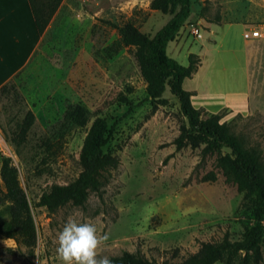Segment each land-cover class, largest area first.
<instances>
[{
	"label": "rangeland",
	"instance_id": "1",
	"mask_svg": "<svg viewBox=\"0 0 264 264\" xmlns=\"http://www.w3.org/2000/svg\"><path fill=\"white\" fill-rule=\"evenodd\" d=\"M151 1L63 0L34 65L13 82L16 95L10 92L0 97V126L8 137L27 111L36 118L15 163L30 203L52 185H66L78 176L83 140L95 118L105 119L112 128L113 138L105 151L120 161L109 182L99 193L90 194L83 207L68 205L51 215L43 208L34 210V256L5 237L9 216L0 207V264H62L56 252L57 237L69 216L95 223L108 236L103 255L110 258L139 250L158 263L179 262L197 252L202 242L225 237L241 241L246 226L254 225L253 204L225 182L215 167V157L202 159L200 150L176 151L172 145L180 125L186 123L176 98L166 91L163 97L168 104L154 109L134 50L104 52L118 39L113 24L132 21L152 37L167 23L172 15L150 10ZM190 10L167 53L185 67L189 55L195 56L197 72L184 81L183 88L196 91L195 104L207 107L213 89L227 100L244 90L243 53L250 41L243 37L242 24L264 22V0H191ZM192 28L199 29L198 36L192 35ZM121 96L130 106L120 102ZM70 105L87 110L86 127L64 124ZM224 117L221 122L231 123L234 133L259 146L264 157V115L235 116L229 121ZM60 136L58 156L36 169L39 140ZM209 173L215 175L214 181L204 180ZM174 249L179 255L172 259ZM261 253L259 264H264V245ZM243 256L239 254L235 264ZM249 264H255L252 255Z\"/></svg>",
	"mask_w": 264,
	"mask_h": 264
},
{
	"label": "trees",
	"instance_id": "2",
	"mask_svg": "<svg viewBox=\"0 0 264 264\" xmlns=\"http://www.w3.org/2000/svg\"><path fill=\"white\" fill-rule=\"evenodd\" d=\"M63 0H28L34 17L36 29L40 35L44 33L51 19L59 9ZM191 0H152L150 10L169 13L172 17L150 37L139 30L132 22L122 25L113 24L118 39L105 53L118 52L125 48L134 50V57L140 75L146 84V95L152 107L166 106L168 100L163 97L168 91L176 98L179 111L186 120L179 127L178 136L172 141L176 151L185 148L200 150L201 158L215 157V167L221 171L225 182L236 186L243 193V199L253 204L255 223L246 226L243 240L231 242L227 237L217 242H202L198 251L189 254L179 262L164 260L158 263L148 259L141 251H123L118 256L110 257L113 264H235L236 258L244 256L237 264H249L252 255L255 264H259L264 245V157L259 146L252 145L247 138L234 133L231 123L221 122L225 110L218 114H208L204 109H196L191 102L192 92L183 88V82L191 78L198 69L194 55L188 57V65L182 66L167 53L169 43L173 42L190 16ZM109 54V53H108ZM10 92L16 95V86L12 82L0 89V97ZM120 102L130 106L126 97ZM237 117H241L237 115ZM36 118L27 111L22 121L17 124L12 137L6 138L18 156L21 147L26 143ZM89 122L87 110L80 105H70L64 113V124L84 128ZM113 138L112 128L103 118H95L87 130L79 154L80 172L66 185H52L44 191L37 202L30 203L20 183L18 168L8 158H1L0 178L3 188L0 189V207H4L9 216L5 232L7 239L13 240L18 247H24L31 256L37 246V229L33 212L43 208L51 215L65 206L83 207L90 194L99 193L109 182L111 171L118 168L119 158L105 151ZM62 137L43 138L36 145L39 159L36 169L51 163L62 149ZM226 150V152H223ZM206 181H214L215 175L209 173ZM179 250L171 252L175 259Z\"/></svg>",
	"mask_w": 264,
	"mask_h": 264
},
{
	"label": "crops",
	"instance_id": "3",
	"mask_svg": "<svg viewBox=\"0 0 264 264\" xmlns=\"http://www.w3.org/2000/svg\"><path fill=\"white\" fill-rule=\"evenodd\" d=\"M242 25L246 30L257 28L264 32L261 20L256 26ZM49 27L42 35L38 33L28 0H0V89L34 65ZM249 41L243 53L244 90L227 100L222 96L224 93L213 89L210 94L212 102L207 107H203L201 102L195 104L198 93L191 90V102L196 109H204L208 114L225 110L224 121L237 115H264V39Z\"/></svg>",
	"mask_w": 264,
	"mask_h": 264
},
{
	"label": "clouds",
	"instance_id": "4",
	"mask_svg": "<svg viewBox=\"0 0 264 264\" xmlns=\"http://www.w3.org/2000/svg\"><path fill=\"white\" fill-rule=\"evenodd\" d=\"M107 239L108 236L101 234L95 223L78 222L69 216L57 237V257L62 264H113L108 256L103 255Z\"/></svg>",
	"mask_w": 264,
	"mask_h": 264
},
{
	"label": "built area",
	"instance_id": "5",
	"mask_svg": "<svg viewBox=\"0 0 264 264\" xmlns=\"http://www.w3.org/2000/svg\"><path fill=\"white\" fill-rule=\"evenodd\" d=\"M191 33L194 36H198L199 29L192 28ZM243 37L245 40L258 39V38L264 39V32H261V30L257 28L248 29L244 31ZM0 158H8L13 162L14 165L16 163V158H17L13 146L6 138V135L3 133L1 128H0Z\"/></svg>",
	"mask_w": 264,
	"mask_h": 264
}]
</instances>
